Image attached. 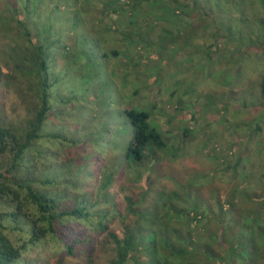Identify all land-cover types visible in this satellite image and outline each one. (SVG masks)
I'll return each instance as SVG.
<instances>
[{"label": "trees", "instance_id": "trees-1", "mask_svg": "<svg viewBox=\"0 0 264 264\" xmlns=\"http://www.w3.org/2000/svg\"><path fill=\"white\" fill-rule=\"evenodd\" d=\"M33 1L9 2L10 13L5 18L9 24L6 34L10 39L0 50V87L16 94L17 102L12 110L18 111L21 107L25 111L18 123L0 110V264H39V254L52 248L62 259L78 256L77 249L84 246L85 239L91 240L92 232L107 231L106 202L110 196L104 194L102 198L101 189L110 186L121 163L127 171L131 161L141 165L149 162L152 148L153 152L167 148L165 136L150 122L148 108L121 106L111 100L103 102L104 91L95 89L96 85L101 87L111 81H107V75H100L99 68L106 71L104 63L122 55L118 43L123 44L129 54L126 62L137 67L133 58L139 56L136 48L140 42L136 40L142 42L141 48L151 45L148 36L153 30L152 23L155 27L168 23L182 25L181 28L176 26V30L167 27L162 33L168 34L172 42L183 40L188 44L186 47H190L195 35L209 29L214 43L221 42L228 51L229 68L236 79L240 73L244 75L241 85L260 78L264 82V0H127L118 8H113L115 0H83L87 9L80 8L81 4L75 1L76 6L71 11L56 5L49 22L41 29L35 20L30 22L31 13L36 14ZM90 6L93 7L90 9ZM117 12H128L131 16L129 28L121 33L111 30V21H105ZM96 20L105 33L113 36L111 42L101 33L98 35L94 27H83L84 23ZM204 20L209 24H203ZM66 30L74 33L72 45L60 40ZM119 34L124 36L119 38ZM232 38L240 44L229 51L227 43L233 41ZM255 57L259 59L255 61ZM255 62L256 66L261 64L262 70L249 74L248 66ZM137 68L132 69L133 75ZM66 76L76 79L77 89H70L72 92L68 96L55 95V89ZM113 80L121 94L119 85ZM154 80L153 85L158 83V76ZM126 82L125 79L123 84ZM80 90L83 95H79ZM86 99L87 104H83ZM182 101L179 99V104ZM68 116L90 124L83 140L76 135L79 126L69 128L60 121ZM122 123L127 127L125 135L116 139L115 133ZM255 126L259 128L258 133L264 131V125ZM252 137L248 132L245 144ZM97 162L101 163V171L97 173L100 186L92 192L90 166L97 167ZM237 166H241L240 157L234 168ZM135 180L143 179L138 176ZM259 180L260 187L249 200L264 209V172ZM182 188L180 183L173 185L171 190L160 193L158 199L163 206L166 195H171L173 201L180 194L183 200H189V191ZM125 201L127 213H134L131 197L125 195ZM227 202L232 203V200ZM184 205L176 209L173 204L176 218L181 220L183 228L192 225L193 229L209 234L204 241L198 236V244L188 245V250L173 249L168 245L166 234L151 230L148 235L141 236V239L149 237L148 245H140L139 234L126 227L122 238L114 232L108 234L115 253L110 264H137V253L142 250L158 256V245H162L163 252L179 257L180 260L173 264H187L193 254L192 264H232L234 261L260 264L264 244L258 246L256 243L264 240V227L258 217L250 222L243 219L241 226L243 231L249 230L248 237L240 233L232 241L226 225V219L232 217L226 216V209L218 206L215 212ZM225 245L230 254H225L223 260L208 261L215 255V258L220 256L213 247Z\"/></svg>", "mask_w": 264, "mask_h": 264}, {"label": "rangeland", "instance_id": "rangeland-1", "mask_svg": "<svg viewBox=\"0 0 264 264\" xmlns=\"http://www.w3.org/2000/svg\"><path fill=\"white\" fill-rule=\"evenodd\" d=\"M10 1L16 2V0H0V30H2L0 50L10 39L6 34L9 24L5 18L10 13L8 7ZM17 1L25 3L27 0ZM75 1L81 4L80 8H88L83 0H34L32 4L36 7L38 15L31 13L30 22L35 20L41 29L47 25L46 22H49L56 5H59L60 9L71 11L76 6ZM126 1L115 0L113 8L120 7ZM62 14H59V17ZM112 16V19L105 18V21H111V30H119L121 33L129 28L131 16L128 12H117ZM204 21L203 24H209L208 20ZM98 25L101 26L96 20L84 23L83 27L86 29L94 27L98 35L101 33L106 41L111 42L113 36L108 32L105 33ZM176 26L182 27V25ZM176 26L168 23L163 27H155L152 23L153 30L148 36L151 45L148 48H141L142 42L136 40L140 42L136 48L139 56H134L133 62L138 63V68L126 62L129 54L126 52V47L118 43L122 55H117L108 60V63H104L107 72L99 68L100 75H107V81L110 79L111 81L101 87H97L99 85L95 87L106 94L108 92L116 103L121 100L123 106L144 105L151 108L150 122L165 136L167 148L155 152L152 148L149 152L151 157L149 162L141 165L131 161L127 171L124 170L122 162L110 186L101 189L102 198L104 194L110 196L106 202L107 231L92 232L91 240L85 239L84 246L77 249L76 257L62 259L58 256L59 252L52 248L39 254V264H110L115 253L114 243L108 234L114 232L122 237L126 227L139 234L140 245H148L149 237L141 239V236L148 235L151 230L166 234L168 245L173 249L188 250L191 245L198 244V236L204 241L209 234L200 232L198 228L193 229L192 225L183 228L181 220L174 214L173 204L176 209H181V205L185 204L184 206L205 207L215 212L218 206H222L226 209V216L232 217L226 219V225L232 234L229 238L232 241L240 233L248 237L249 230L243 231L241 226L243 219L250 222L252 218L258 217L264 227V217L261 218L264 209L249 200L260 187L259 177L264 172V148H262L264 131L258 133L259 128L257 126L256 129L255 126L258 123L264 125V82L260 78L259 81L241 85L244 75L240 73L236 79L235 73L232 72L231 67L229 68L228 51L221 42L214 43L209 29L195 35L193 42L189 44L190 47H186L188 44L183 40L175 39L172 42L173 40L167 37L168 34L162 33L167 27L169 30H176ZM35 31L33 29L32 33ZM123 36L119 34V38ZM235 39L232 38L233 41L227 43V50L232 51L233 47L240 44ZM60 40L72 45L74 33L66 30ZM111 44L115 46L114 42ZM97 55L100 60L101 53ZM256 59L259 58L255 57L254 60ZM62 62L63 60H59V63ZM135 68H137L136 73L133 75L131 72ZM1 69L4 71L2 66ZM248 69H250L249 74H254L261 69V64L258 63L256 66L255 62L254 65H249ZM157 76L159 81L153 85ZM113 78L119 85L121 98ZM125 79L127 82L124 85ZM74 80L66 76L61 86L55 89V95H70L72 92L70 89H77L79 84ZM135 90L138 92H134ZM81 93L80 90L79 95H83ZM106 94L103 97H106ZM179 99L183 100L181 104L178 102ZM16 102L17 96L13 91L6 92L0 87V110L4 111L7 117L21 123L18 118H23L25 111L21 107L18 111L12 110ZM87 102L88 99L83 104ZM60 119L62 124L69 128L79 126V133L76 135H80L81 140L90 130V124L86 121H74L71 116ZM185 129L186 134H184ZM253 131L259 135L255 136ZM248 132L253 137L245 144V136ZM124 134L125 126L122 123L115 133V138L119 139ZM36 146L38 147V144ZM239 157L241 166L235 169ZM96 164L97 167L90 166L92 173L90 185L94 186L92 192L100 186L97 173L101 171V163ZM138 176L140 178L142 176L143 180L136 181L135 177ZM178 183L183 185L182 189L186 188V191H189L190 199L183 200L180 194L177 196L178 199L173 201L171 195H166L163 206V202L158 199L159 194L171 190L173 185L177 186ZM125 195L130 196L134 202V213H127ZM229 200H232V203L227 202ZM211 226L214 228L216 223H212ZM176 238L178 241H175ZM182 238L184 239L181 240ZM262 244L264 240L256 243L258 246ZM226 246L213 247L220 256L215 258V255L208 261L223 260L225 254H230ZM157 249L159 254L157 256L156 253L154 257L149 250L137 253V264H143L145 261H148V264H173L180 260L177 255L163 252L162 245H158ZM90 257L91 262H88ZM193 257L194 254L188 258L187 264H192ZM259 263H264V257L259 259ZM131 264L136 263L131 262ZM232 264H240V262L234 261Z\"/></svg>", "mask_w": 264, "mask_h": 264}, {"label": "clouds", "instance_id": "clouds-1", "mask_svg": "<svg viewBox=\"0 0 264 264\" xmlns=\"http://www.w3.org/2000/svg\"><path fill=\"white\" fill-rule=\"evenodd\" d=\"M118 93H119V92H118ZM105 94H106L105 92H103V94H102V98H101V99L106 98L105 100H103V102L106 101V100H111V101L113 102V104H117V103H116V100L109 96L108 92H107V94H106V97H103V95H105ZM119 96H120V98L122 97V95H121L120 93H119ZM119 103H120L121 106H123V103H121V100L119 101ZM141 107H142V106H141ZM143 107H146V108H148L149 110L151 109V108H149V107H147V106H144V105H143ZM124 126H125V128L127 129L125 123H124ZM152 126H153V125H152ZM155 128H156V127H155ZM156 129H157V128H156ZM157 130H158V129H157ZM158 131H159V130H158ZM161 133H162V132H161ZM124 135H125V134H124ZM124 135H123V136H124ZM162 135H163V133H162ZM123 136H122V137H123ZM122 137H120V138H122ZM163 137H164V135H163ZM166 142H167V141H166ZM122 237H123V236H122ZM122 237H120V238H122Z\"/></svg>", "mask_w": 264, "mask_h": 264}]
</instances>
